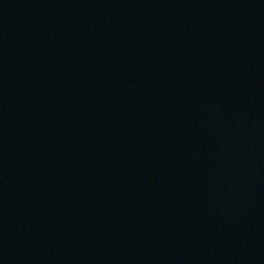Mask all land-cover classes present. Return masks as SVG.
I'll list each match as a JSON object with an SVG mask.
<instances>
[{"label": "water", "instance_id": "obj_1", "mask_svg": "<svg viewBox=\"0 0 264 264\" xmlns=\"http://www.w3.org/2000/svg\"><path fill=\"white\" fill-rule=\"evenodd\" d=\"M0 264H264V0H0Z\"/></svg>", "mask_w": 264, "mask_h": 264}]
</instances>
